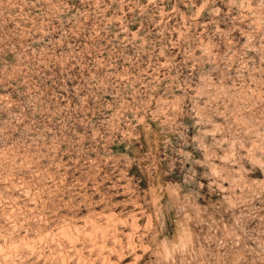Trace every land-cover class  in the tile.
<instances>
[{
	"label": "rangeland",
	"instance_id": "obj_1",
	"mask_svg": "<svg viewBox=\"0 0 264 264\" xmlns=\"http://www.w3.org/2000/svg\"><path fill=\"white\" fill-rule=\"evenodd\" d=\"M0 264H264V0H0Z\"/></svg>",
	"mask_w": 264,
	"mask_h": 264
}]
</instances>
